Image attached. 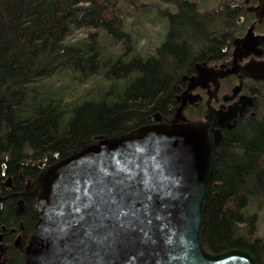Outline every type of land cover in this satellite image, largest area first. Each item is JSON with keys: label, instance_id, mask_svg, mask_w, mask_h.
I'll use <instances>...</instances> for the list:
<instances>
[{"label": "trees", "instance_id": "trees-1", "mask_svg": "<svg viewBox=\"0 0 264 264\" xmlns=\"http://www.w3.org/2000/svg\"><path fill=\"white\" fill-rule=\"evenodd\" d=\"M181 1L0 0V168L55 164L156 113L169 119L211 39L207 0ZM212 185L204 250L239 248L264 264V115L223 133ZM17 256L10 264H24Z\"/></svg>", "mask_w": 264, "mask_h": 264}, {"label": "water", "instance_id": "water-1", "mask_svg": "<svg viewBox=\"0 0 264 264\" xmlns=\"http://www.w3.org/2000/svg\"><path fill=\"white\" fill-rule=\"evenodd\" d=\"M161 119L46 169L24 264H256L246 250L202 245L220 133Z\"/></svg>", "mask_w": 264, "mask_h": 264}, {"label": "flooded vegetation", "instance_id": "flooded-vegetation-1", "mask_svg": "<svg viewBox=\"0 0 264 264\" xmlns=\"http://www.w3.org/2000/svg\"><path fill=\"white\" fill-rule=\"evenodd\" d=\"M220 4L215 15L209 16L210 43L181 76L172 116L161 119L166 125H205L212 137L220 133L219 141L223 133L264 108V0H222ZM249 98L251 105L242 106L240 102L246 104ZM52 165L34 160L1 165L0 171L10 174L0 176V264L24 256L39 216L36 203L45 187L42 177Z\"/></svg>", "mask_w": 264, "mask_h": 264}, {"label": "rangeland", "instance_id": "rangeland-1", "mask_svg": "<svg viewBox=\"0 0 264 264\" xmlns=\"http://www.w3.org/2000/svg\"><path fill=\"white\" fill-rule=\"evenodd\" d=\"M222 0H207V6L205 7V12L207 15H215L214 14V11L217 10L219 7H220V2ZM213 30L212 27L209 26V30ZM154 30H158V32L160 33L159 31V28H154ZM155 38V36H154ZM259 113L264 115V108H261L259 110ZM257 226L259 228L260 231H263L264 230V211H260L259 212V215L257 217Z\"/></svg>", "mask_w": 264, "mask_h": 264}]
</instances>
